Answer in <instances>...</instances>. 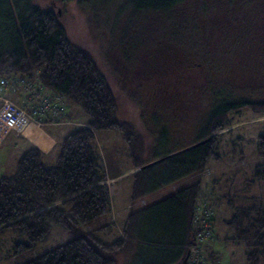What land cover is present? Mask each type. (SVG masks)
Returning a JSON list of instances; mask_svg holds the SVG:
<instances>
[{
	"label": "rangeland",
	"instance_id": "1",
	"mask_svg": "<svg viewBox=\"0 0 264 264\" xmlns=\"http://www.w3.org/2000/svg\"><path fill=\"white\" fill-rule=\"evenodd\" d=\"M62 1L71 40L89 51L112 81L119 103L117 118L126 126L124 130H96L107 171H121L106 179L118 223L123 226L131 210L135 181L148 179L152 173L156 178L161 171L156 164L136 177L134 172L141 166H135V160L144 161L175 149L177 154L180 147L186 149L219 135L216 151L221 157H210L196 177L200 185L194 222H202L205 227L187 246V264L209 262L204 256L210 250L217 252L218 264H248L245 244L225 240L226 234L234 231L225 219L245 196L248 201L257 196L264 204V180L253 177L254 167L264 160V150L256 143L264 131V114L249 108L228 112L231 125L196 140L207 129L214 105L224 100H264V0H246L230 8L226 0H184L170 9L137 8L139 0ZM26 77L33 88H20L24 95L21 104L11 98L18 91L5 94L23 106L24 113L20 129L9 130L0 140V176L11 175L18 160L10 146L13 142L2 145L11 132L29 135L47 123L52 125L46 129L49 135L59 138L55 149L63 136H58L53 126L65 122L75 128L85 124L88 117L78 106L76 118L83 123L67 118L70 100L47 90L39 82V74ZM45 96L59 107L54 115L39 118L33 108H40ZM238 136L244 138L234 140ZM119 183L122 191L116 194L113 190ZM108 219L100 217L90 227ZM78 234V230L54 227L47 241L15 253L19 236L15 230L5 229L0 231V264H22ZM129 254L121 264H136L135 254Z\"/></svg>",
	"mask_w": 264,
	"mask_h": 264
},
{
	"label": "trees",
	"instance_id": "2",
	"mask_svg": "<svg viewBox=\"0 0 264 264\" xmlns=\"http://www.w3.org/2000/svg\"><path fill=\"white\" fill-rule=\"evenodd\" d=\"M183 1L139 0L136 7L170 9ZM20 74H39L47 90L64 95L88 116L85 124L56 145L53 162L40 148L32 147L18 158L11 175L0 176V231H16L15 253L47 241L54 227L79 231L73 239L22 264H121L128 251L129 256L135 254L136 264H183L187 246L204 228L202 222H194L200 185L196 177L210 157H221L216 151L219 135L205 138L232 124L228 112L249 108L264 114V100H224L214 105L208 127L196 141L205 140L134 172L138 177L150 166L161 167L156 178L152 173L135 181L131 210L121 226L113 213L107 168L96 140V130L126 128L117 118L119 103L112 81L91 53L71 40L53 12L33 0H0V76ZM124 134L128 137L127 131ZM256 143L264 150V131ZM160 156L135 160L134 165ZM253 177L264 180V160L254 167ZM164 187L174 190L155 202L140 204ZM244 199L225 219L234 230L225 240L245 244L248 264H264V204L257 196ZM105 216L109 219L104 224L90 227ZM204 257L207 263L218 264L216 251Z\"/></svg>",
	"mask_w": 264,
	"mask_h": 264
},
{
	"label": "crops",
	"instance_id": "3",
	"mask_svg": "<svg viewBox=\"0 0 264 264\" xmlns=\"http://www.w3.org/2000/svg\"><path fill=\"white\" fill-rule=\"evenodd\" d=\"M11 98L14 99L15 101H17L18 103H22L23 99H24V95L23 92H17V93H12L11 94ZM36 101H39V99H36ZM69 110H68V114H67V118L72 119L75 122H80L83 123L79 120H77V114L79 113V108L78 106L73 103V102H69ZM76 125V124H75ZM52 125H49L47 123L43 124L41 129H36V131H33V133L29 134V135H24V134H18L16 132H11L6 140L4 141V143L2 145H4L6 142H13V145H10L13 149H15L16 151V157L17 159L27 150H29L32 147H38L40 148L46 155L47 157L52 160L54 159V154H55V149L54 144L57 142V140L59 138H56V136H52L49 135V132L46 131L47 127L51 128ZM55 127V132H57L58 136H65L68 132H70L74 127L71 126V124H67V123H62ZM38 130V131H37ZM50 138V139H49ZM183 150L182 147L178 148V150ZM177 151V149L169 151L167 153L162 154V156H170L175 154ZM160 156V157H162ZM16 165V164H15ZM121 172V171H120ZM120 172H113V174L109 171H107V175L108 177L112 178L115 177V175H118V173ZM182 183H184V181L178 183L179 185H177L176 187H179L180 185H182ZM112 187V185H111ZM174 187V186H173ZM115 190H113V192H115L116 194L121 193L122 189H121V185L120 183L118 185H116ZM174 190V188L171 187L170 188H163L160 189L154 193H152V197L150 198V200H147L146 203H152L155 202L163 197H165L170 191Z\"/></svg>",
	"mask_w": 264,
	"mask_h": 264
},
{
	"label": "built area",
	"instance_id": "4",
	"mask_svg": "<svg viewBox=\"0 0 264 264\" xmlns=\"http://www.w3.org/2000/svg\"><path fill=\"white\" fill-rule=\"evenodd\" d=\"M29 85H31V87L33 88L32 83L28 81L26 76L13 75L8 78L5 76H0V99H2V103L0 105V140L7 134L9 130L20 129L19 123L21 122V117L24 113L23 108H21L23 106H18L5 94L7 92H19L21 87H29ZM30 99L31 96L28 97V100ZM58 107L59 106L56 105L55 101H53L50 96H45L40 104V108L39 106L34 107L33 112L34 115L37 114L38 117L41 118L50 114L54 115V113L58 110ZM202 227L205 226L202 225ZM197 261L198 263H201L199 257ZM188 264H192L191 261H189ZM203 264L209 263L204 262Z\"/></svg>",
	"mask_w": 264,
	"mask_h": 264
},
{
	"label": "water",
	"instance_id": "5",
	"mask_svg": "<svg viewBox=\"0 0 264 264\" xmlns=\"http://www.w3.org/2000/svg\"><path fill=\"white\" fill-rule=\"evenodd\" d=\"M34 1V0H33ZM40 1L41 3H37L34 1V3L41 7L42 9H45V10H48V11H51L55 14L57 20L60 22V24L64 25L66 27L67 25V22H66V15L64 16L63 14V11H64V2L62 0H53V1H48V0H38ZM60 1V2H59ZM77 0L73 1V3L75 4ZM71 3V2H70ZM69 4V3H68ZM67 4V5H68ZM72 4V3H71ZM164 157L166 156H162L160 158H157L156 160L154 161H150L146 164H144V166L142 165L139 169L145 167V166H148L150 164H153L161 159H163ZM183 264H187V255L183 261Z\"/></svg>",
	"mask_w": 264,
	"mask_h": 264
},
{
	"label": "flooded vegetation",
	"instance_id": "6",
	"mask_svg": "<svg viewBox=\"0 0 264 264\" xmlns=\"http://www.w3.org/2000/svg\"><path fill=\"white\" fill-rule=\"evenodd\" d=\"M243 2H246V0H226V6H229L228 8L235 6V5L241 6Z\"/></svg>",
	"mask_w": 264,
	"mask_h": 264
}]
</instances>
